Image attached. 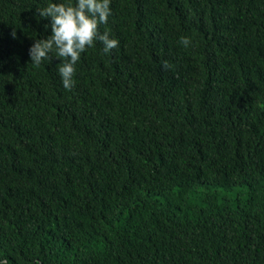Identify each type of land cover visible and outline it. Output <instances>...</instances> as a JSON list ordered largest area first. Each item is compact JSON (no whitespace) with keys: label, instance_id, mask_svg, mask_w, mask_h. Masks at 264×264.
Segmentation results:
<instances>
[{"label":"trees","instance_id":"trees-1","mask_svg":"<svg viewBox=\"0 0 264 264\" xmlns=\"http://www.w3.org/2000/svg\"><path fill=\"white\" fill-rule=\"evenodd\" d=\"M46 2L0 0V259L264 264V0H111L71 89Z\"/></svg>","mask_w":264,"mask_h":264},{"label":"clouds","instance_id":"clouds-1","mask_svg":"<svg viewBox=\"0 0 264 264\" xmlns=\"http://www.w3.org/2000/svg\"><path fill=\"white\" fill-rule=\"evenodd\" d=\"M110 3L111 0H47L36 12L40 18H49L45 28H50V34L35 39L29 46L31 62L38 64L42 60L51 62L52 57L60 58L56 71L63 87L71 89L75 64L82 52L96 41L102 44V53H110L118 45L117 38L110 36L107 28L103 31L99 28L108 21ZM180 42L188 47L190 37L182 36ZM0 264H6V260L0 259Z\"/></svg>","mask_w":264,"mask_h":264}]
</instances>
